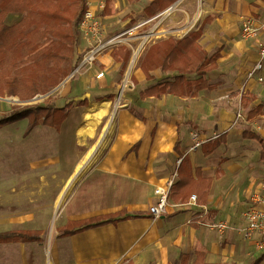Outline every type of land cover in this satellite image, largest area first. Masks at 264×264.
<instances>
[{
    "label": "crops",
    "instance_id": "obj_1",
    "mask_svg": "<svg viewBox=\"0 0 264 264\" xmlns=\"http://www.w3.org/2000/svg\"><path fill=\"white\" fill-rule=\"evenodd\" d=\"M102 1L105 2L103 9L100 7ZM86 6L100 19L105 38L141 25L125 35L124 44L130 48L138 40L141 43L146 40V44L139 50L133 66L134 56L131 57L129 69L134 73L130 78L131 86L125 91L119 89L116 73L121 63L111 58L114 48L97 58L95 75L92 71L79 74L65 89L69 101L53 105L72 104L58 129L39 122L29 129L26 119L22 132L15 125L22 120L0 126V155L5 148L13 146L12 155L16 151L19 158L32 161L33 155L38 153L36 133L39 130L45 131L51 139H44V143L56 154L59 164L75 162L74 157L71 160L67 154L73 152L67 146L70 141L79 140L78 146L83 149L73 165V175L70 176V168L66 169L67 175L55 203L51 201L40 209L27 199L22 210V207L15 208L20 197L3 199L7 206L0 211V227L6 222L23 225L49 219L52 227L59 199L72 177L77 176L60 204L58 225L56 229L52 227L51 233L40 228L0 229V233H30L36 238L0 244V264H251L256 253L251 245L241 241L238 232L232 239L226 236L221 242L214 230L199 222L228 221L234 228L241 229V215L248 208L249 196L259 191L263 183L261 168L264 164L260 159L257 161L256 155L259 143L244 139L242 133L246 129L264 139V81L258 82L259 74L252 78L247 76L258 61L264 42V0H86ZM241 17L250 20L251 27L258 29L255 35L243 34ZM155 21L142 36L141 30ZM199 30L201 36L197 43L201 49L209 56L220 53L217 69L206 76L210 82L220 81V85L214 90H202L193 97L169 94L160 98L141 97V92L171 81L175 75L156 69L149 71L147 77L139 65L146 50L158 41L182 39ZM158 35H161L159 39L150 41ZM79 40L77 53L81 56L88 43L82 36ZM101 72L104 76L97 79L96 75ZM120 93L122 98L116 105V96ZM77 96L84 98L74 100ZM242 96L253 98L249 108L242 107ZM43 97L47 101L51 98L49 93ZM81 100L86 101L85 106H74ZM14 102L18 106L21 104L15 99ZM258 106L261 112L253 119L247 118V112ZM75 108L78 112L73 116ZM90 109L94 112L89 119L86 112ZM113 110L114 123L106 127V119ZM99 111H103L101 117L93 115ZM235 111H242V118L236 122V117L233 119ZM4 116L0 114V119ZM187 127L193 128L202 141L214 138L215 131H220L226 134L225 142L203 156L200 147L191 150ZM256 128L262 130L256 131ZM65 129L68 136L61 134ZM90 130H93L91 136ZM207 134L211 136L204 139ZM230 134L244 144L257 142V149L253 154L235 151L229 146ZM93 138L97 139L94 147L89 146ZM22 140L29 146L21 145ZM103 142L105 147L96 150ZM91 150L94 151L89 160ZM184 156L196 181L211 179L205 203H173L169 198L171 206L155 219L148 212L156 202L154 190L175 174L178 165L177 162L174 165V157L178 160ZM251 158L256 159V164L251 163ZM11 163L16 166L15 159H11ZM6 171L0 172V194L15 185L17 173L12 169ZM196 171L200 173L198 179ZM197 191L200 193L199 189ZM18 211H22L21 214H15ZM120 212L143 216L73 235L62 234L68 223ZM195 216L196 221H192ZM260 264H264V260Z\"/></svg>",
    "mask_w": 264,
    "mask_h": 264
},
{
    "label": "trees",
    "instance_id": "obj_2",
    "mask_svg": "<svg viewBox=\"0 0 264 264\" xmlns=\"http://www.w3.org/2000/svg\"><path fill=\"white\" fill-rule=\"evenodd\" d=\"M85 9L86 0H0V97L29 101L38 95H46L74 71L80 61L75 56L80 41L78 26ZM8 15L18 16V19L13 24H7L5 19ZM200 36L201 30L182 39L168 38L152 44L146 50L139 65L147 77L149 71L156 69L174 72L175 75L171 81L141 92V97L160 98L166 94L180 98L193 97L202 90H214L220 85V81L210 82L206 79L210 72L217 69L220 53L209 56L204 52L197 43ZM130 55V50L124 46L112 50L111 58L121 63V73L125 71ZM252 102L253 98L242 96L243 108H249ZM85 105L86 101L81 100L74 106ZM71 107L70 103L64 107L23 105L0 119V126L27 119L29 129L36 122L58 129ZM260 112V106L251 109L247 112V118L253 119ZM225 135L219 134L201 144L203 156H208L223 144ZM242 137L259 143V159L264 163V139L246 129ZM180 159L169 193L170 200L173 203H187L195 194L196 203L204 204L211 179H198L200 173L196 171V181L187 157ZM141 216L120 212L68 223L62 234L73 235ZM196 219L195 216L192 221ZM190 224L196 227L194 223ZM35 239L34 234L30 233H0V244ZM263 260L264 252L251 264H260Z\"/></svg>",
    "mask_w": 264,
    "mask_h": 264
},
{
    "label": "rangeland",
    "instance_id": "obj_3",
    "mask_svg": "<svg viewBox=\"0 0 264 264\" xmlns=\"http://www.w3.org/2000/svg\"><path fill=\"white\" fill-rule=\"evenodd\" d=\"M18 19V16H14V15H10L8 19L5 20V22L7 24H13L16 22V20ZM156 23L153 22L150 25L144 27L140 34L142 36H145L146 32L150 30V28ZM161 35H158L157 38H152L150 41L154 42L157 39L160 38ZM146 40H144L141 43V40H138L136 43L137 44H133L132 47H128L130 49L131 52V56L129 58L128 64L125 68V71L123 73H121V65H119L117 67V79L119 82V89H121V91H125V89H127L128 87L131 86V76H133V71L132 69H129L130 66V62H131V57L133 56L134 51L138 52L139 50L142 49V45L146 44L145 43ZM125 44H119L118 46H122ZM75 58L80 60V54L77 53ZM133 58V57H132ZM96 62V61H95ZM93 63L90 67H85L82 68L79 73H77L76 75H71V77H66L56 88H54L53 90H51L49 92V97L50 100H46V97H43L42 95H38L36 97H34L33 99H36L34 102V104H39V105H44V104H48V105H56V104H64L66 102H68L69 100L66 97V91L65 90L68 86L70 87L72 81L74 82L76 77H79V74H85L87 72L92 71V74H96V72H98V69L96 68V63ZM79 65V61L77 63V66ZM94 65L93 68H91ZM76 66V67H77ZM76 69V68H75ZM126 76H127V81L126 80ZM127 87V88H126ZM64 89V90H63ZM117 92V91H115ZM118 96V95H117ZM116 96V105H118V103L120 102L122 96H118L117 98ZM84 98V96H77L74 100H79ZM14 99L18 101H20L17 97H4L2 100H0V106L3 107V109L0 110V114L1 115H7L10 111H12V109H16L17 107L23 106L25 104H23L24 102H28V101H20L22 102L21 104H19V106L17 105V103L14 102ZM33 99L29 100L32 101ZM19 103V102H18ZM33 105V104H32ZM236 109V107H235ZM238 111V109L236 110ZM235 111V112H236ZM74 115H76V113L78 112V108L74 109ZM242 113V111H241ZM236 113H234V118L236 117ZM25 120V119H23ZM22 120V122L15 124L16 126H18L21 129V132L24 130L25 128V122ZM27 120V119H26ZM28 121V120H27ZM234 122V121H233ZM28 123V122H27ZM114 123V110L111 113V115L106 119L105 122V126L107 127L109 124ZM105 130V129H104ZM195 130H193V128L187 127V134L190 135L192 132H194ZM103 129L100 131V135L98 138H100L101 140V135H102ZM217 135L220 134V131H215ZM37 141H38V153L37 155H33V159L32 161H29V159L24 158L21 159L19 158V156L17 155V152L14 151V155H12L11 149H13V146H8L7 148H5L4 152H2V154L0 155V172L3 173L4 171L7 172L6 170L8 169H12V172L17 173V175H15L14 178V182L15 185L10 189V190H6L5 193L0 194V211H4L5 210V206H7V204H3V199H11L10 197L15 196V199H19L20 197V201L17 202V206L15 208H20L22 207V210H24L25 208V204H26V200L29 199L30 203H32V205H36L38 208H43L45 205H49L50 202L52 201V203L56 202L57 197L59 196V194L61 193L62 190V186H63V182L65 180V176L67 175L65 173L67 168H70V176L73 175L74 171H73V165L76 162V160L78 159V157L81 155V152H83V149L79 148L78 145L79 144V140H75V141H70V144L67 145L68 148L70 150H73V152H67V154H70L71 160L72 157H74V163L67 165L65 164H59L58 160L56 158V154L53 151H49V149L46 147V144L44 143V139H50L46 134L45 131L39 130L37 133ZM61 134L63 136H68V131L65 129L61 132ZM216 135V136H217ZM211 135L207 134L206 138H209ZM231 136V134H230ZM94 137V136H92ZM51 140V139H50ZM230 147L233 148L235 151L238 150H244L250 154L254 153V150L257 149L255 143L258 145L257 142H245V144L243 142H241L239 139L236 140L233 136H231L230 139ZM93 142L91 143V145L94 147L95 143L97 142V139L93 138L92 140ZM73 142V143H72ZM21 145H26L27 147L29 146L28 142H25V140H22L20 142ZM105 144L104 142L102 144H100L96 150L100 149V148H104ZM89 148V147H88ZM259 151L257 150V161H259ZM75 155V156H74ZM35 156L37 158V161L35 162ZM60 158V157H59ZM11 159H15L16 161V166L13 167V163H11ZM177 162V158L174 157V165H176ZM260 163L264 164L263 162L259 161ZM251 163L252 164H256V159H252L251 158ZM174 171V170H173ZM173 171L171 172L173 175ZM261 174H262V182H264V166L263 168H261ZM71 178V177H70ZM252 194V193H251ZM250 194V196H251ZM249 196V197H250ZM9 200H6V203H8ZM2 203V204H1ZM29 203V202H28ZM60 210H61V205H59V207L57 208V212L55 214V225H53L52 227L56 229V223L58 221V216L60 214ZM22 211H18L15 214H21ZM26 225V226H25ZM20 227H25V228H40L43 229L46 233L49 231L51 233V221L49 220H45L44 222H32L30 223H23V225H19V224H13L10 222H6L4 223V225L2 227H0V229H7V228H12V229H19ZM49 233V236H50ZM254 253H256V258H258L263 252L262 251H256L254 249V247H252ZM255 258V259H256Z\"/></svg>",
    "mask_w": 264,
    "mask_h": 264
},
{
    "label": "built area",
    "instance_id": "obj_4",
    "mask_svg": "<svg viewBox=\"0 0 264 264\" xmlns=\"http://www.w3.org/2000/svg\"><path fill=\"white\" fill-rule=\"evenodd\" d=\"M105 2L102 1L100 3L101 9L104 8ZM241 21L243 24V34L247 37L255 35L257 33V28L251 27L250 20L245 17H241ZM141 25H138L132 29L126 30L124 33L119 34L117 36L105 38L104 28L101 24V21L96 15L93 13L89 7L86 6V9L81 17L78 29L80 32V36L85 39L88 43L87 50L81 54L79 65L74 69L71 75H76L82 68L90 67L97 58L105 51L111 50L117 47L119 44L126 43L124 41V37L127 33L132 30L139 28ZM133 56L135 58V54ZM138 55V54H137ZM264 42L259 49V58L258 61L255 62L253 67L248 73V78H252V76L259 74L258 82L264 81ZM104 74L98 73L96 78H102ZM71 77V76H70ZM242 115L240 112L236 115V120H240ZM262 130L261 128H256V131ZM216 137V136H215ZM214 137V138H215ZM190 139L192 142L191 150H195L201 146L205 141H202L197 134V132H192L190 134ZM213 139V138H212ZM181 159L177 160V165L180 163ZM176 178L175 174L167 180L162 186L155 188L154 195L156 197V202L149 208V214L157 219L160 216L164 215L169 206H171L169 202V193L170 189L174 184ZM190 203L195 204L196 196L192 195L189 198ZM173 207V205H172ZM206 212V210H205ZM243 226L241 229H236L230 225L228 221H217V222H199L200 225H204L207 228L214 230L218 234L219 240L222 242L225 240V237L228 236L229 239L234 237V233L238 232L241 237V241L247 243L254 247L256 251L264 252V182L260 186V190L251 194L249 197V205L248 208L241 215Z\"/></svg>",
    "mask_w": 264,
    "mask_h": 264
},
{
    "label": "bare ground",
    "instance_id": "obj_5",
    "mask_svg": "<svg viewBox=\"0 0 264 264\" xmlns=\"http://www.w3.org/2000/svg\"><path fill=\"white\" fill-rule=\"evenodd\" d=\"M146 38H148V37H146ZM137 54H138V53H137ZM137 54H135V58L133 59L131 66L134 65V63H135V59H136V57H137ZM94 109H96V107H95ZM94 109H90L89 111L87 110V112H86V116H87V118H89V119L91 118L92 113L94 112ZM90 112H91V113H90ZM89 113H90V114H89ZM102 114H103V111H99L98 113L93 114V115L96 116V117H101ZM92 134H93V130H90V131H89V135L91 136ZM93 149H94V148H93ZM93 151H94V150H91V151L89 152V154H88L89 160L91 159V156H92ZM76 179H77V176L74 175V177H72V179L69 181L67 188L65 189L64 193L61 195V197H60V199H59V205L61 204V202L63 201L64 197L67 195V193H68V192L70 191V189L72 188V186H73V184H74V182H75Z\"/></svg>",
    "mask_w": 264,
    "mask_h": 264
},
{
    "label": "water",
    "instance_id": "obj_6",
    "mask_svg": "<svg viewBox=\"0 0 264 264\" xmlns=\"http://www.w3.org/2000/svg\"><path fill=\"white\" fill-rule=\"evenodd\" d=\"M70 76H71V74H70L68 77H70ZM120 95H121V93H120ZM120 95H119V96H120ZM35 100H36V99H33L32 102H34ZM21 103H22V102H21Z\"/></svg>",
    "mask_w": 264,
    "mask_h": 264
}]
</instances>
